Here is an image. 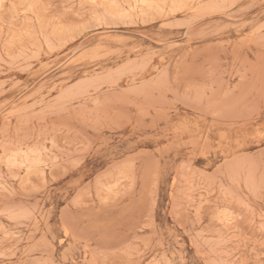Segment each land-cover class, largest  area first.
<instances>
[{
    "label": "rangeland",
    "instance_id": "1",
    "mask_svg": "<svg viewBox=\"0 0 264 264\" xmlns=\"http://www.w3.org/2000/svg\"><path fill=\"white\" fill-rule=\"evenodd\" d=\"M0 264H264V0H0Z\"/></svg>",
    "mask_w": 264,
    "mask_h": 264
}]
</instances>
